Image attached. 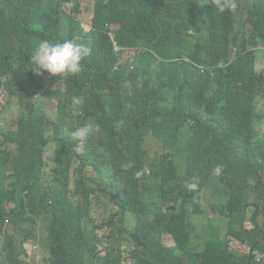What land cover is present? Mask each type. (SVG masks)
Listing matches in <instances>:
<instances>
[{
    "label": "trees",
    "instance_id": "trees-1",
    "mask_svg": "<svg viewBox=\"0 0 264 264\" xmlns=\"http://www.w3.org/2000/svg\"><path fill=\"white\" fill-rule=\"evenodd\" d=\"M80 1L0 0V113L17 110L0 141V264H29L25 244L42 222L48 264H117L99 249L94 198L119 207L133 264H264L231 247L234 238L264 250V221L246 227L248 211L252 222L264 213V0H233L224 13L215 0H95L85 35L66 9ZM66 36L91 50L81 72L36 74L37 44ZM86 123L100 132L77 151L71 133ZM208 176L231 188L212 205L227 232L219 243L200 234L190 248Z\"/></svg>",
    "mask_w": 264,
    "mask_h": 264
},
{
    "label": "clouds",
    "instance_id": "clouds-1",
    "mask_svg": "<svg viewBox=\"0 0 264 264\" xmlns=\"http://www.w3.org/2000/svg\"><path fill=\"white\" fill-rule=\"evenodd\" d=\"M81 2L80 1V9L79 11H73V6L70 4L66 5L67 12L70 16L75 18L76 20L81 22V25L83 26V23L80 19L73 16L69 10L68 6L71 9L72 13H79L81 12ZM215 9L218 10L220 13H224L226 11H231L234 9L235 5L233 0H215ZM238 9V3L237 7L235 9V12ZM240 9V5H239ZM75 38V36H66L63 37L65 41L63 42H57L52 43L49 41V39L43 40L37 44V46L33 50V56H32V63H33V71L36 74H40L42 70H46L47 72L53 74V75H59V74H78L82 70V61L85 60L90 55V48L84 44V43H76L72 40ZM258 60V57H257ZM48 77L51 78V75H48ZM74 104H80L81 101L78 99H75ZM259 113H264V98L259 103L258 108ZM100 132V128L98 125L86 123L82 127L76 128L72 133V139L79 142L76 145V150L81 151L84 145H82L83 142L87 141L90 136H93L95 133ZM131 166V165H130ZM146 171V169L144 170ZM216 175H220L222 172V166L217 165L216 168L213 170ZM142 175L141 171L135 172V176L139 178ZM209 182L211 183L215 189L220 192L223 188H226L227 193H231V188L229 185L224 183L223 181L215 180L211 178L210 176L204 178L202 182L201 191L203 192L205 184ZM198 186L197 183H189L187 187L189 189L194 190ZM199 187V186H198ZM199 206H192L191 208V227H190V240L188 243V247H193L198 244V241L200 239V234H196L197 238L193 239V233H194V221L196 219V215L203 213L201 202L197 200ZM93 206H94V212L93 216L98 220V222L104 223V226L100 229H98V235L102 238L103 243L99 245V249L101 250L102 254L107 253V248L111 252L113 258L117 260V264L122 263L123 259V247L128 245L129 249L127 252V255L125 259L127 260L126 264H133V260L130 258V251L133 248V245L126 241L128 239V233L125 229L122 228V213L119 210L118 206H106L103 202L98 201V199H93ZM105 208L106 212H109V219H100L99 217V209ZM118 218V219H117ZM114 220V227L112 228L110 226L111 220ZM251 222V220L249 219ZM248 219L246 218V227L247 226ZM135 224V218L133 215L129 214V218L126 222V227L130 229ZM101 231H104L103 233H100ZM165 235H171L173 237V240L175 242L173 247L176 246V240L174 236L170 233H165L162 236L163 244L164 243V236ZM48 240V238H47ZM1 245V244H0ZM249 247V253L253 254L257 261H264V250L261 249H255L253 250L248 244H244ZM25 260L29 264H35L29 257V253H31L32 249L35 248L34 245L31 244H25ZM45 249L48 252V255L45 259V264H48L47 259L50 256V252L47 247V241L45 243ZM236 252L239 253V251L236 250Z\"/></svg>",
    "mask_w": 264,
    "mask_h": 264
},
{
    "label": "rangeland",
    "instance_id": "rangeland-1",
    "mask_svg": "<svg viewBox=\"0 0 264 264\" xmlns=\"http://www.w3.org/2000/svg\"><path fill=\"white\" fill-rule=\"evenodd\" d=\"M95 4H96L95 0H82L81 12L79 13H72L70 7L68 6L69 12L73 16L80 19L83 23V30L81 32L82 35H85L91 28V22L93 21L94 16H95V13H94ZM115 27L116 26L114 25L113 28ZM257 66L259 70L264 69V49L258 52ZM23 81H26L27 84L31 82L28 80H23ZM21 82H19L18 85ZM47 82L48 83L50 82V77ZM46 101L49 107L51 105L52 99L47 98ZM0 102H6L5 91L2 88H0ZM0 110H1V103H0ZM16 112H17L16 108H11L8 111V113L13 115L12 118L7 117V112L3 114L0 113V141L4 139V136L2 135V131H5L7 133L9 130H15V124L13 123V119H14ZM258 130L260 134L264 136V120L261 122V124H259ZM148 147L151 152L161 149L160 145L156 141H153V140L149 141ZM183 170H187V166H184ZM226 192H227L226 188H223L220 192H218L211 183L207 182L205 184L203 192H202L201 200H200L203 213L197 214L196 219L194 221L195 227H194V233L192 236L194 240L197 238L196 234H201V235L208 234V235L213 236L214 242L219 243L220 240L223 238V236L226 234L227 228L225 224L221 222L220 216L218 215L219 212L212 208L213 203L217 200H222L224 196L226 195ZM252 214H253L252 210L248 211L247 226L253 227L256 225V223L261 224L264 221V213H262L259 217L260 222H252V221L250 222L249 219ZM109 215L110 213L106 212L105 208L99 209L100 219L108 220ZM217 227L221 229V232H216ZM103 232L104 231H101L100 233H103ZM39 234L40 235H39L38 241L29 243L31 245L38 246L37 249H32L31 253H29V257L35 264H45V259L48 255V252L44 247L43 238L47 236V227L44 225L43 222L41 223ZM164 243L168 246H172L175 244L173 237L171 235L164 236ZM231 247L234 250H237L243 253H248L250 250L247 245L240 243L238 240L234 238H231ZM128 249H129L128 245L123 247V259H122L121 264L127 263V260L125 259V257L127 255Z\"/></svg>",
    "mask_w": 264,
    "mask_h": 264
}]
</instances>
